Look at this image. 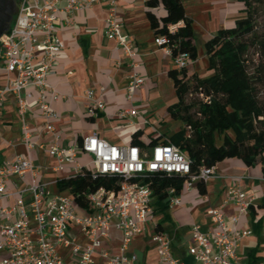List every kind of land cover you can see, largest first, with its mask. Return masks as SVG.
Masks as SVG:
<instances>
[{
    "label": "built area",
    "instance_id": "built-area-1",
    "mask_svg": "<svg viewBox=\"0 0 264 264\" xmlns=\"http://www.w3.org/2000/svg\"><path fill=\"white\" fill-rule=\"evenodd\" d=\"M61 1L21 0L10 29L0 37V70L6 74L5 82L0 86V101L5 93L14 97L22 142L27 150L11 161H0V198L14 196L11 204L0 206V264H67L58 252L59 247L68 249L76 264H94L95 253L104 258V264H131L136 256L127 255V251L133 237L155 217L151 205L152 190L143 180L152 174L180 175L184 177V189H191L195 183H205L210 179L214 168L202 166L197 172H192L187 154L175 145L162 142L146 151L145 147L137 145L111 144L91 133L83 136L76 146L62 147L58 144L59 136L54 126L58 115L52 104L62 95L49 84L48 75L64 46L57 32L59 12L73 15L78 10L105 1L109 11L104 21V33L114 39L129 61L125 95L130 104L145 81L136 70L137 50L117 20L118 0H64L62 7ZM168 29L174 31L176 25H169ZM154 42L171 55L165 36H155ZM172 60L177 70L186 68L191 62L185 52L178 53ZM31 90L43 121L44 134L49 136L44 143L33 141L29 131L27 113ZM84 96L89 100L88 117H94L103 110L104 101L95 97L92 90H85ZM115 116L134 124L139 113L131 105L119 109ZM36 148L45 150L53 158L55 169L70 165L74 174L88 172L91 178L116 177L117 187L99 186L86 194V210L77 207L71 195L51 194L43 183L36 180L39 168L30 159V152ZM79 152L89 156L88 170L77 160ZM27 175L30 182L23 189L14 192L7 188L11 176L23 180ZM167 191L168 206L180 204L179 194H175L172 187ZM24 194H27V199ZM249 202L240 187L231 184L225 189L222 200V206L233 204L236 207L229 219L220 207H211L207 211L211 230L202 231L199 225L192 224L188 252L195 261L199 264H240L236 248L241 239L251 234V230L241 229L239 221ZM72 225L80 228L87 240L85 244L69 236L68 229ZM112 227L121 232L120 249L114 255L101 248ZM151 239L157 244L158 264H184L183 260L173 256L171 239L167 234L155 232Z\"/></svg>",
    "mask_w": 264,
    "mask_h": 264
},
{
    "label": "crops",
    "instance_id": "crops-1",
    "mask_svg": "<svg viewBox=\"0 0 264 264\" xmlns=\"http://www.w3.org/2000/svg\"><path fill=\"white\" fill-rule=\"evenodd\" d=\"M180 1L186 16L192 21V42L198 50L197 59L191 61L186 68L189 74L196 73L205 77L209 74L205 43L219 29L232 27L237 19L243 17V6L238 0ZM64 4L65 1L62 0L60 6ZM147 9L146 0L117 1V20L137 50L136 70L145 79L144 84L136 91L132 104L125 95L130 73L129 61L123 56L114 39L104 33V21L109 11L107 3L100 1L89 8L76 11L73 15L65 11L58 13L57 32L64 46L48 75V82L62 95L52 104L58 115L54 126L60 146H76L83 136L91 133H96L111 144L130 145L133 133L141 130L145 148L150 147L146 151H150L148 134L163 137L162 124L169 121L168 106L176 101L173 82L169 77L174 65L166 49L154 42L155 34L149 24ZM154 10L162 9L159 5ZM5 77V72L0 70V86L4 84ZM87 89L92 90L94 96L101 97L105 103L103 110L94 117L86 114L89 100L85 98L84 91ZM30 92L32 97L28 100L27 113L29 131L33 141L44 143L49 136L44 134L34 91ZM131 105L139 113L134 124H128L115 116L119 109ZM144 120L147 122L144 123ZM172 125L166 124V130L171 128L175 132L181 123L176 121ZM26 151L22 142L16 101L11 94L5 93L0 101V161H11ZM30 159L39 168L36 180L43 183L51 194L70 195L68 189L60 190L58 187L60 180L74 174L70 165L55 169L53 158L40 148L30 152ZM77 160L85 169L90 168L86 165L89 161L88 155L79 152ZM213 168L214 174L204 183L203 192L199 191L195 183L191 189H184L179 193L180 204L167 206L164 212H156L152 206L154 219L143 225L142 231L133 237L129 245L127 255L136 256L131 264H158L157 244L151 239L155 232H163L170 237L174 257L183 260L184 264H199L188 252L191 243L190 228L192 224H197L202 231L211 230L212 223L207 214L211 207H220L229 219L236 207L233 204L222 206V200L225 189L231 184H237L250 201L239 221L241 229L251 230V234L241 239L236 248L239 262H264L262 163L247 166L238 159H229L218 162ZM29 182V175L23 180L11 176L7 181V188L16 192ZM13 198L14 196L9 199L0 198V206L11 204ZM24 198H28L27 194H24ZM68 234L82 245L87 242L80 228L75 225L69 227ZM120 245L121 232L112 227L101 248L114 255L119 252ZM58 252L67 264H76L68 249L59 247ZM93 259L94 264H104V258L99 253H95Z\"/></svg>",
    "mask_w": 264,
    "mask_h": 264
},
{
    "label": "trees",
    "instance_id": "trees-1",
    "mask_svg": "<svg viewBox=\"0 0 264 264\" xmlns=\"http://www.w3.org/2000/svg\"><path fill=\"white\" fill-rule=\"evenodd\" d=\"M244 16L232 27L222 28L205 43L207 70L201 77L188 73L187 68L169 72L176 94V101L168 106V114L179 120L181 126L173 132V138L153 137L149 133L150 146L162 142L172 144L187 154L191 171L202 166H215L218 162L238 159L247 166L262 163L264 175V102L258 96L257 86L264 85V62L248 70L245 57L254 46L264 58V29L254 32V8L251 0H238ZM147 17L155 36H165L174 58L185 52L193 62L198 50L192 42L193 25L185 14L180 0H146ZM161 6V11L154 10ZM176 25L174 31L169 25ZM196 94V98L188 96ZM143 132L133 133L131 145L145 147L141 139ZM184 177L180 175L152 174L143 180L152 190V203L156 212H164L168 206L172 187L175 194L184 190ZM116 177L91 178L86 172L73 174L58 182L60 190L68 189L74 204L87 208L86 194L99 186L117 187ZM200 192L204 183L196 184ZM160 226V224L158 225ZM159 227H157L158 230Z\"/></svg>",
    "mask_w": 264,
    "mask_h": 264
},
{
    "label": "rangeland",
    "instance_id": "rangeland-1",
    "mask_svg": "<svg viewBox=\"0 0 264 264\" xmlns=\"http://www.w3.org/2000/svg\"><path fill=\"white\" fill-rule=\"evenodd\" d=\"M252 1V5L254 8V32L256 33H261L262 29H264V0H251ZM248 59V70L252 71L253 68L256 66L257 63L259 62H264V58H262L259 53H257V48L254 46H251L245 56ZM258 89V96L259 99L261 100V102H264V85L259 84L257 86ZM192 98H196V94H192L191 96H188V99H192ZM176 121H178L180 123L179 120L176 119H172L169 117V121L168 123L165 122L162 124V129L161 131L163 132V137L164 138H173V132L174 129H168L166 130V124L169 126L172 125L173 123H175ZM173 126V125H172ZM162 137V138H163ZM150 147L146 146V149L148 150Z\"/></svg>",
    "mask_w": 264,
    "mask_h": 264
},
{
    "label": "flooded vegetation",
    "instance_id": "flooded-vegetation-1",
    "mask_svg": "<svg viewBox=\"0 0 264 264\" xmlns=\"http://www.w3.org/2000/svg\"><path fill=\"white\" fill-rule=\"evenodd\" d=\"M20 2L21 0H0V37L10 29Z\"/></svg>",
    "mask_w": 264,
    "mask_h": 264
}]
</instances>
